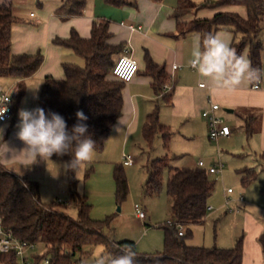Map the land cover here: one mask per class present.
<instances>
[{
  "label": "trees",
  "instance_id": "16d2710c",
  "mask_svg": "<svg viewBox=\"0 0 264 264\" xmlns=\"http://www.w3.org/2000/svg\"><path fill=\"white\" fill-rule=\"evenodd\" d=\"M116 7L132 6L129 0H108ZM161 2L162 0H155ZM88 0H65L56 11L57 17L67 20L70 17L82 16ZM203 7L226 8L244 7L246 17L235 12H219L211 19H198L191 22L182 18L198 8L192 0H179L173 18L177 21L179 35L199 33L215 34L219 29L234 33L233 48L237 55H243L248 49L252 67L263 69L262 54L264 51V0H206ZM13 14L11 5L0 6V77L26 79L34 76L42 67L45 56L39 51L35 54H14L12 51L13 27L19 23ZM110 22L101 20L94 23L89 38H83L72 29L69 37H56L54 45L70 49L83 59L84 66L75 63H63L65 77L56 79L46 76L38 98L37 107L47 114L58 113L64 117L68 128L80 123L76 112L83 111L88 117L86 123L96 142V151L104 150L105 142L113 127L123 114L124 89L126 83L114 78L111 71L123 53V44L110 42ZM147 75L153 78V87L157 94L163 93L168 74L166 68L156 64L146 55ZM255 83V82H254ZM172 90L164 94L168 103ZM25 95V85L19 83L16 98L13 100V117ZM244 130L248 137L255 132L254 118L243 117ZM162 137L165 156L149 159L146 165L148 179L145 192L149 196L158 195L163 188L165 170L169 171L167 194L170 198L172 223L165 229L164 250L155 254H141L136 243L124 240L116 242L105 234L110 228L111 219L95 220L91 218L92 205L86 195L77 191L78 180L74 173L66 174L72 203L78 209L75 220L62 210L61 204H45L40 199V185L28 177H20L7 170L0 163V221L6 230L22 241L34 245L41 244L45 254L35 257L36 263L48 258L50 264H78L89 255L88 248L103 246L114 255L119 248L131 244L136 251V264H243V237L235 248L224 249L217 246H193L187 244L186 238L192 234V228L205 222L208 215L209 200L215 191V182L209 173L201 167H176L171 165L168 151L173 132L162 124L159 118V107L149 114L143 128L145 148L153 151L154 141ZM147 151V152H148ZM62 162L70 156L57 157ZM261 159L264 166V154ZM124 163L115 167L116 198L123 203L129 193L128 178ZM242 184L250 185L257 179L255 170L245 168L240 171ZM183 235H180V228ZM186 230V232H184ZM264 255V232L259 237ZM19 257L14 253H0V264H16Z\"/></svg>",
  "mask_w": 264,
  "mask_h": 264
},
{
  "label": "crops",
  "instance_id": "0c3cea01",
  "mask_svg": "<svg viewBox=\"0 0 264 264\" xmlns=\"http://www.w3.org/2000/svg\"><path fill=\"white\" fill-rule=\"evenodd\" d=\"M64 1L0 0V6L11 5L13 14L20 20L13 27V53L35 54L41 51L45 56L42 67L32 77L26 79L0 77V99L4 93H8L15 100L19 83L25 85L26 93L28 85L35 84L40 87L48 75L56 79H63L65 75L62 65L65 62L83 65L82 58L70 49L54 45L52 43L53 39L56 37H69L72 29H75L81 37L89 38L94 23L108 20L112 34L110 42L115 45L123 44L124 49L129 50L139 64V72L124 89L123 114L109 134L104 150L101 151L105 158L108 155H117L124 162L125 156H135L134 152L138 147L143 150L145 148L143 128L149 114L156 107H159L160 122L170 127L173 132L172 144L177 140H192L194 145L198 144L211 148L207 141V138L210 140L209 125L207 119L203 117V112L210 109L211 102H214L220 105L217 115L232 129V135L220 139L216 142L217 145L221 142H232L235 139L234 131L239 129L241 132H238V134H244L246 138V146L242 150L246 157L245 160H247V167L255 170V172L264 173L263 160L261 159L264 154V78L246 87L241 86L231 92L210 93L207 81L199 75L190 63L193 36L199 33L179 35L177 21L172 16L179 0H162L161 2L155 0H129L134 4L126 7H116L110 4L108 0H88L82 16L62 20L57 17L56 11ZM194 3L198 8L186 14L182 21L191 22L198 19H211L219 12H235L243 17L247 15L244 7L210 8L203 7V3ZM30 8H34L36 12L30 11ZM217 32L230 33L232 37L231 47L233 48L234 33L225 28L219 29ZM147 54L156 64L164 66L168 74L165 86L170 85L171 89L166 90L164 86L163 93L160 95L156 93L153 87V78L146 73ZM243 55L249 60L248 49L245 50ZM175 65L178 66L177 69H174ZM201 84H205V87H200ZM257 84L259 88L255 89L254 86ZM172 87V97L168 103V98L164 97V94L169 93ZM19 110L20 105L11 120L7 122L0 121V127L4 128L3 140L10 147L17 150L24 147L22 142L16 138ZM228 110H233V112H228ZM225 113L234 114L236 117L229 118L224 115ZM241 115L254 118L255 132L251 137H248L245 133L244 119L241 118ZM239 120L243 121V124H239V128L229 124V122L234 123ZM145 153H147L146 148ZM5 156L10 159L11 153H6ZM220 156L221 153L218 151L219 160L215 162V165L221 161ZM224 158L231 164L232 162L235 163L236 165H232L236 170L243 167V160L241 159L240 162V160L232 159L226 155H224ZM120 159L117 161H120ZM200 162L203 161L199 160L184 167H199ZM0 163L10 172L20 177H28L30 180L33 179L34 172L38 171V166L42 164L40 161L30 166V162L22 157L13 160L0 158ZM133 164H135V159ZM212 167V164L207 165L204 163L202 169L211 174L209 169ZM243 187H245L243 193L246 197H236L238 203L243 207V210L237 212L236 215V218L241 221L242 227L243 264H264V255L259 242V237L264 232V206H259L250 197V187L246 188L244 185ZM233 193L234 191L228 193V190L226 192L227 195ZM226 199H229L228 196ZM209 208H211L210 205ZM210 211H213V209L208 210V212ZM145 215L144 219H140L138 214L139 220H146L147 214L145 213Z\"/></svg>",
  "mask_w": 264,
  "mask_h": 264
},
{
  "label": "rangeland",
  "instance_id": "374dc122",
  "mask_svg": "<svg viewBox=\"0 0 264 264\" xmlns=\"http://www.w3.org/2000/svg\"><path fill=\"white\" fill-rule=\"evenodd\" d=\"M193 1L203 3L205 0ZM29 10L36 12L34 8ZM262 38L264 40V33ZM81 66H84V64ZM27 87L20 109L37 107L36 103L38 102L42 85L38 87V85L33 84ZM224 115L229 118L235 116L229 113ZM241 123L243 124L242 120L234 123L229 122L231 126H237L238 128ZM238 132L241 131L239 129L234 131L235 139L232 142H221L219 145H217L216 141L212 142L207 138L211 148L198 144L194 145L192 140H177L174 144L170 143L168 154L171 158L170 163L173 166L184 167L187 164L192 165L199 160H202L207 165L212 164L214 166L215 162L219 160L218 151L221 153L220 157L222 159H220L224 164L223 175L209 174L210 179L215 182V191L209 203L213 211L208 212L203 224L192 228V234L186 238L189 245L217 246L219 248L232 249L235 248L242 236L241 221L236 218V215L237 212L243 210V207L236 199L242 196L246 197L243 193L245 187L242 184L240 171L248 167L242 150L246 146V138L244 134L240 135ZM165 154L163 140L160 136L154 141L153 151L145 153V148L143 150H140L139 147L136 149L134 152L135 156H133L135 164L124 166L128 178L129 193L127 199L121 204L117 202L116 198L114 170L123 161L117 155H108L105 158L103 153L96 151L94 161L80 173L79 179H77V191L82 195H86L92 205L91 218L95 220L110 218V228L106 229L105 234L116 242L124 240L135 242L137 251L141 254H155L164 250V227L172 222L171 203L167 194L169 171L165 170L164 172L163 188L158 195L149 196L145 192V184L148 179L146 171L148 160L157 156H165ZM224 155L232 159H238V161L240 159L243 160L242 169H234L232 164H236L233 162L231 164L224 158ZM119 159L120 161H117ZM41 163L38 166V171L34 172V177H32V180L37 181L40 185L41 201L45 204L62 203V210L76 220L78 218V209L72 203L66 174L61 170L58 177L54 178L53 176L57 173L58 165L63 162L55 159L52 162L49 161V164L43 161ZM256 174L257 179L246 186V188L250 187L249 194L255 203L259 204V206H264V173L256 172ZM229 188L234 193L227 195L226 192ZM227 196L228 200L226 199ZM141 210L147 214L146 220H139L138 214ZM88 250L89 255L87 258H90L105 249L100 245L88 248ZM44 254L45 248L41 244L26 251V257L30 264H35V257ZM16 264H23L22 259L19 258Z\"/></svg>",
  "mask_w": 264,
  "mask_h": 264
},
{
  "label": "clouds",
  "instance_id": "9594fccd",
  "mask_svg": "<svg viewBox=\"0 0 264 264\" xmlns=\"http://www.w3.org/2000/svg\"><path fill=\"white\" fill-rule=\"evenodd\" d=\"M231 34L227 32L207 33L193 36L191 66L207 81L210 93L231 92L241 86H248L264 78V69L254 68L244 55H237L231 47ZM9 96L0 106V120L8 111ZM77 123L68 128L64 117L58 113L47 114L41 107L20 109L16 138L23 148L17 150L3 140L4 128L0 127V158L13 160L18 157L30 162V166L40 161L48 164L52 157L70 156L58 165L65 174L72 172L79 179L86 167L96 158V142L89 126L84 121L88 117L83 111L76 112ZM11 153V158L5 154ZM29 166V167H30ZM136 251L131 244L119 248L114 255L104 250L90 258H82L81 264H136Z\"/></svg>",
  "mask_w": 264,
  "mask_h": 264
},
{
  "label": "built area",
  "instance_id": "2783aa9c",
  "mask_svg": "<svg viewBox=\"0 0 264 264\" xmlns=\"http://www.w3.org/2000/svg\"><path fill=\"white\" fill-rule=\"evenodd\" d=\"M178 66L175 65L174 69H177ZM139 72V64L137 60L131 55L128 49H124L121 56L118 58L115 66L111 71V75L121 80L122 82L129 84L133 81L136 75ZM200 87H205V84H201ZM255 89L259 88V85L254 86ZM166 90H170L171 86L166 85ZM9 96V102L7 103L8 111L5 114L2 122H7L13 118V98L8 94L4 93L0 99V106L6 98ZM220 109V105L217 103L211 102L210 109H207L203 112V117H205L208 121L209 125V138L212 141L218 142L222 138H227L232 135V129L229 125L225 123V121L217 115V111ZM124 165L129 166L134 163V159L131 155L124 157ZM199 167L204 168V162L199 163ZM224 170V164L220 161L212 168L209 169L211 174H219L221 175ZM232 189H228V193H232ZM211 208H208L210 210ZM140 219H144L146 217L145 213L141 211L139 213ZM172 223V222H170ZM180 235H183V228H180ZM36 245L29 243L27 241H22L15 237L10 230H6L0 221V253H10L14 252L19 258L22 259L23 264H30L28 258L26 257V251L30 248H35ZM35 264H50L48 258L41 260L39 263ZM78 264H81L79 262Z\"/></svg>",
  "mask_w": 264,
  "mask_h": 264
},
{
  "label": "water",
  "instance_id": "95a60500",
  "mask_svg": "<svg viewBox=\"0 0 264 264\" xmlns=\"http://www.w3.org/2000/svg\"><path fill=\"white\" fill-rule=\"evenodd\" d=\"M228 112H233V110H228Z\"/></svg>",
  "mask_w": 264,
  "mask_h": 264
}]
</instances>
